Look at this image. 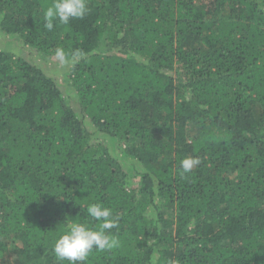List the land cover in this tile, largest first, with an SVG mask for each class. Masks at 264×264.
Listing matches in <instances>:
<instances>
[{
    "label": "trees",
    "instance_id": "trees-1",
    "mask_svg": "<svg viewBox=\"0 0 264 264\" xmlns=\"http://www.w3.org/2000/svg\"><path fill=\"white\" fill-rule=\"evenodd\" d=\"M52 3L0 0L1 32L70 65L0 49V264H58L91 203L119 247L86 264H264V0H88L49 32Z\"/></svg>",
    "mask_w": 264,
    "mask_h": 264
},
{
    "label": "clouds",
    "instance_id": "clouds-1",
    "mask_svg": "<svg viewBox=\"0 0 264 264\" xmlns=\"http://www.w3.org/2000/svg\"><path fill=\"white\" fill-rule=\"evenodd\" d=\"M90 11L88 0H53L44 13L43 28L51 32L55 22L67 24L73 19H83ZM56 55L64 58L63 49ZM79 55L78 51L73 57ZM200 163L198 158L187 157L180 162L181 175L190 172ZM87 216L98 222V227H89L82 222H73L55 241L53 251L58 264H86L89 254L98 251H111L119 247V240L110 230L117 227V217L113 211L101 203H91L86 208Z\"/></svg>",
    "mask_w": 264,
    "mask_h": 264
},
{
    "label": "rangeland",
    "instance_id": "rangeland-1",
    "mask_svg": "<svg viewBox=\"0 0 264 264\" xmlns=\"http://www.w3.org/2000/svg\"><path fill=\"white\" fill-rule=\"evenodd\" d=\"M0 49L5 51H10L22 55H30L31 58L37 62L47 73L53 75L57 80L64 85V82L69 73V64H58L51 60H45L39 54L28 48L21 50L20 44L14 41V37L6 36L3 32L0 31ZM12 263V262H11ZM13 264V263H12Z\"/></svg>",
    "mask_w": 264,
    "mask_h": 264
}]
</instances>
